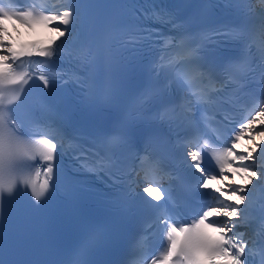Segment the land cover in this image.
<instances>
[{
  "label": "snow or ice",
  "instance_id": "obj_1",
  "mask_svg": "<svg viewBox=\"0 0 264 264\" xmlns=\"http://www.w3.org/2000/svg\"><path fill=\"white\" fill-rule=\"evenodd\" d=\"M2 3V0H0ZM11 3L20 5L13 10L11 7H0V21L13 20L25 26L42 24L52 32L50 39L44 44L33 43L31 46L15 49L6 38V25L0 23V63L6 67L0 70V83L26 85L29 79L26 73L13 74L11 63L18 58H42L48 67L54 70L52 77L40 74L38 79L43 90L47 91L53 84L74 87L81 93L89 87L91 61L94 56H85L65 50L64 45L72 37L74 30L80 26V0H64L63 10H46L35 14L24 10L21 0H11ZM226 26L215 30V43L228 42ZM161 34L148 33L139 38L130 34L125 43L135 49L143 40ZM153 43H158L154 40ZM183 63V62H182ZM195 68L201 69L208 78L220 80L225 69L218 71L205 65L204 57L193 53V59L188 62ZM74 69V76L68 79V71ZM147 73L160 76L162 69L149 64ZM169 96L175 97L179 90L178 99H173L163 105L164 110H185L181 121H168L165 126L169 130V137L178 144L182 152L185 168L195 174V192L202 197L201 207L191 222H165L167 229L168 250L160 264H250L248 251L249 243L240 232V208L248 199V191L254 180L264 181V169H255L257 154L264 155V104L259 105L260 111L244 120H234L232 109L235 101L223 95V87L214 93L211 106L216 110L211 120L213 127H207L208 117L197 118L201 105L193 104L188 96L186 85L179 75L165 74ZM110 91L111 84L109 82ZM158 94V93H157ZM41 95L47 98L42 92ZM3 94L0 93V98ZM187 108L193 109L190 113ZM207 110V109H205ZM12 117V122L5 125L0 121V170L12 166L13 162L21 157H34L39 164L37 175L42 171L44 179L37 182L32 179L0 182V191L13 193L18 183L30 188L33 204L39 206L42 199L52 189L56 177V161L59 156L70 157L85 172L99 174L103 172L113 183H118L114 173L103 168H88L84 161L89 156L103 159L107 156L114 163H119L129 153L138 155L141 150L136 149L130 140L129 121L120 123L117 130L103 137L104 148H86L82 146L80 152L66 154L62 151L63 145L54 142V138L43 139L37 142L34 148H23L8 131L23 132V124ZM248 143L241 145V141ZM102 150V151H101ZM51 185V188H50ZM139 192H142L153 207L167 199V193L159 183L148 178L140 181ZM137 195V192L134 193ZM3 217V202L0 200V218ZM4 264H20L15 253H9ZM156 264V261H153Z\"/></svg>",
  "mask_w": 264,
  "mask_h": 264
},
{
  "label": "clouds",
  "instance_id": "obj_2",
  "mask_svg": "<svg viewBox=\"0 0 264 264\" xmlns=\"http://www.w3.org/2000/svg\"><path fill=\"white\" fill-rule=\"evenodd\" d=\"M2 192H6L7 194L11 195L12 193L11 192H7V191H2Z\"/></svg>",
  "mask_w": 264,
  "mask_h": 264
}]
</instances>
